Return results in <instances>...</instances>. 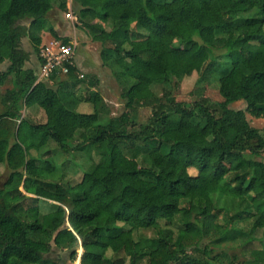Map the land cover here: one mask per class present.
Wrapping results in <instances>:
<instances>
[{
  "label": "trees",
  "instance_id": "obj_1",
  "mask_svg": "<svg viewBox=\"0 0 264 264\" xmlns=\"http://www.w3.org/2000/svg\"><path fill=\"white\" fill-rule=\"evenodd\" d=\"M55 6L67 0H0V264H61L53 247L80 264H264V132L247 120L264 118V0H70L120 84L113 119L97 91L76 94L98 85L76 64L39 78L41 32L71 43Z\"/></svg>",
  "mask_w": 264,
  "mask_h": 264
},
{
  "label": "rangeland",
  "instance_id": "obj_2",
  "mask_svg": "<svg viewBox=\"0 0 264 264\" xmlns=\"http://www.w3.org/2000/svg\"><path fill=\"white\" fill-rule=\"evenodd\" d=\"M67 13H72L70 7V0H67V10L66 12H62L56 6L53 8V11L49 15V20L53 22L55 31L59 34L60 37H66L69 42L75 41L76 49L74 54V61L77 63V67L80 69V74L87 75L91 77V79L97 80L98 85L96 87L89 86V80L80 86V89L76 90V94L81 96L85 95L86 87L89 91H97L105 104V110L107 112V116L109 118H116L121 115L124 110V104L120 98V84L112 75L111 71L107 67H103L101 60L99 58L100 52V44L91 40L89 34L80 27V24L76 21H70L66 17ZM75 17V14L72 13ZM41 44L40 47L47 44L50 40L55 39L48 32L43 31L40 34ZM56 40V39H55ZM59 41V40H58ZM61 42V41H60ZM62 43V42H61ZM69 44V43H68ZM23 47L25 49L30 50L31 46L30 42L27 39H24ZM32 59L36 57L31 55ZM35 61L30 62V65L27 67L35 68ZM5 66L2 68L4 69ZM2 69V70H3ZM187 77L183 79L180 88L176 91V99L183 103H190L194 100L193 90L195 88V82L197 79V74L190 69L187 70ZM6 83V84H5ZM0 82V93H4L6 88H9L10 85L7 82ZM59 93V92H58ZM205 96L210 97L213 100L221 101L222 98L218 94L217 90L213 85L209 86L205 90ZM60 97L62 99L66 98V93H60ZM231 109L234 110H244L245 104L243 102H236L230 105ZM92 110L91 106L88 104H82L78 106V112H90ZM24 111V109L22 110ZM39 113V112H38ZM23 115V114H22ZM25 115V114H24ZM42 119L44 121V117L42 115L38 117V121ZM40 120V121H42ZM247 120L251 127L258 129L261 132H264V118L255 119L251 116L247 115ZM39 121V122H40ZM15 143L14 138H11L9 144ZM45 149H42L40 152H43ZM34 153V152H32ZM78 158V156H75ZM48 158L49 160L52 158L51 156H46L43 159ZM264 163V154L258 159ZM59 162H57V166H59ZM76 167L75 164H71L70 168ZM222 171H228L230 167L227 165H220ZM66 169L65 165H60L59 170L63 172ZM8 176V170L6 168V164L3 160H0V187L3 182L6 180ZM63 177L64 181H69L71 185L76 183V180L80 178V174L76 176H68ZM144 236L150 237V231H144ZM82 253L81 249L77 250V259L73 262H70L67 258V254L64 251L57 250L55 247L52 248V251L47 255L49 259L59 261L61 259V264H80L79 255ZM163 253H153L149 260V264H157L163 258Z\"/></svg>",
  "mask_w": 264,
  "mask_h": 264
},
{
  "label": "built area",
  "instance_id": "obj_3",
  "mask_svg": "<svg viewBox=\"0 0 264 264\" xmlns=\"http://www.w3.org/2000/svg\"><path fill=\"white\" fill-rule=\"evenodd\" d=\"M66 17L70 21H76V17L72 13H67ZM75 49V41L62 44L60 41L52 39L43 45L40 49V57L44 60V64L39 69V78L48 80L55 71L63 75L68 74L70 67L75 64ZM79 78H82V74Z\"/></svg>",
  "mask_w": 264,
  "mask_h": 264
},
{
  "label": "crops",
  "instance_id": "obj_4",
  "mask_svg": "<svg viewBox=\"0 0 264 264\" xmlns=\"http://www.w3.org/2000/svg\"><path fill=\"white\" fill-rule=\"evenodd\" d=\"M29 42V41H28ZM72 42V41H71ZM23 44H24V41H23ZM31 46V45H30ZM24 49H25V47H23ZM26 51H30V50H27V49H25ZM33 61H35V58L34 59H32V56H31V59H30V61L27 63V66L28 65H30V62H33ZM75 62V61H74ZM35 68H30V67H27L26 66V68H30V69H33V70H37V72H38V69H39V64H38V60H37V57H36V61H35ZM75 64H77L76 62H75ZM3 66H6V64H3V65H1L0 66V71L3 69L2 67ZM42 115V112H40V113H38L37 114V119H38V117H40ZM42 117H44L43 115H42Z\"/></svg>",
  "mask_w": 264,
  "mask_h": 264
},
{
  "label": "water",
  "instance_id": "obj_5",
  "mask_svg": "<svg viewBox=\"0 0 264 264\" xmlns=\"http://www.w3.org/2000/svg\"><path fill=\"white\" fill-rule=\"evenodd\" d=\"M80 261V260H79Z\"/></svg>",
  "mask_w": 264,
  "mask_h": 264
}]
</instances>
